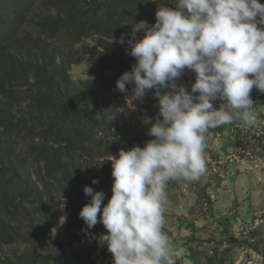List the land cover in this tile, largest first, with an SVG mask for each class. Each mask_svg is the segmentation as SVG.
<instances>
[{
  "label": "rangeland",
  "instance_id": "374dc122",
  "mask_svg": "<svg viewBox=\"0 0 264 264\" xmlns=\"http://www.w3.org/2000/svg\"><path fill=\"white\" fill-rule=\"evenodd\" d=\"M259 2L264 4V0ZM168 6H174V0H169ZM141 35L138 33L137 38ZM127 40L124 44H111L113 49L108 53H112L114 57H107L105 61L97 53V50L101 51L103 48L99 37L95 35L84 38L75 45L61 39L55 42L61 45L66 60L73 61L68 75L70 81L77 84L79 93L82 91L79 84L92 79L96 72H103L111 77L98 101L100 113L106 121L112 123L116 118L119 123L124 120L131 124L146 121L147 128L137 137V145L143 147L145 141L151 139L147 136L149 120L154 122V118L159 115V106L155 97L156 90L147 92L143 100H140L128 97L132 85L126 86L128 93H121L116 89L117 78L122 73L131 71L136 62L134 57L128 55ZM194 80V72L186 69L175 83L178 86L184 85L190 91ZM160 91L163 94L169 89ZM22 95L25 97L12 108L11 114L17 118L21 115L27 118L26 115L30 112L24 90L20 97ZM79 98L87 104L86 113L95 120L100 119L99 111L92 106L90 100L82 95ZM124 103L131 109L136 107L137 112L133 115L125 111L122 106ZM148 112L153 117L146 118ZM252 112L255 116L254 123L243 122L240 127L226 126L221 132L207 136L203 153L206 171L203 175L194 181L177 180L166 185L168 199L163 230L174 247L183 249V256L177 264L190 263L186 257L188 247L201 251L199 257L202 264H208L206 259L214 256L215 249L217 254L213 264H219L218 257H223V264H264V102ZM5 117L10 119V116L0 114V155L8 153L12 156L24 182L20 185L13 184L14 168H9L7 163L4 165V175L0 177V216L13 231L32 241L0 242V264H20L18 257L22 255H28L26 262L22 264H54L57 257L70 254V242L77 238L85 256H98L97 264H112L113 257L106 245H100L93 236L82 233L85 223L75 210L76 207L81 210L90 199L83 192L85 186L105 193L104 204L112 195L111 164L106 160L108 156H100L104 150H99L98 153L77 150L74 161L77 176L71 180L74 192H63L59 187L60 168H56L52 158L56 144L51 138L42 137L43 132L38 126L32 131L33 137L23 129L19 131L20 127L16 124L6 129L1 125L8 122ZM15 119L11 121L15 123ZM100 136L101 132L89 134L90 140L95 143L101 139ZM235 138L240 141L241 146H234ZM131 147L125 143L117 146L114 140L106 152L118 155L121 148L128 150ZM55 160L58 161L56 158ZM59 164L63 168L68 166L65 157ZM88 170L96 172L93 178L88 179ZM94 180L97 182L93 183ZM34 186L39 187L40 194L46 201V235L51 243L40 235L42 226L38 204L26 190V187ZM97 226L102 232H106L102 224L98 223ZM229 243H234V246L231 247Z\"/></svg>",
  "mask_w": 264,
  "mask_h": 264
},
{
  "label": "clouds",
  "instance_id": "9594fccd",
  "mask_svg": "<svg viewBox=\"0 0 264 264\" xmlns=\"http://www.w3.org/2000/svg\"><path fill=\"white\" fill-rule=\"evenodd\" d=\"M130 36L127 52L136 62L117 78L116 89L128 93L132 85L128 97L140 100L155 89L159 115L149 120L151 139L143 147L108 154L112 195L104 204L105 193L85 186L90 199L79 217L86 235L98 223L106 229L92 235L106 245L112 264H177L183 249L163 230L166 185L204 174L210 129L255 122L250 93L254 87L264 92V4L174 0V6L158 5L153 24L133 23ZM117 42L124 44V36ZM186 69L195 74L190 91L175 83Z\"/></svg>",
  "mask_w": 264,
  "mask_h": 264
},
{
  "label": "trees",
  "instance_id": "16d2710c",
  "mask_svg": "<svg viewBox=\"0 0 264 264\" xmlns=\"http://www.w3.org/2000/svg\"><path fill=\"white\" fill-rule=\"evenodd\" d=\"M158 2L168 5L169 0H0V114L10 116V119L5 117L9 123L3 122L1 125L10 129L16 124L20 127L19 131L23 129L31 137H33L32 131L38 126L43 132L42 137L52 139L56 144L52 154L53 163L56 168H60L59 187L63 192L65 190L72 194L74 192L71 180L77 176V170L74 169L77 150L84 149L96 153L104 150L105 152L103 151L100 156L105 158L108 154L111 155L106 151L114 140L117 146L123 143L130 146L137 145L139 143L137 137L144 133L148 123L145 121L131 124L126 120L119 123L117 118L114 123L106 121L100 113L98 101L111 77L103 72H96L92 79L79 84L82 90L79 93L77 84L72 83L68 75L69 66L73 61L66 60L61 45L55 41L61 39L70 45H75L84 38L95 35L99 37L100 46L103 48L101 51L97 50L100 58L103 57V61L107 57L113 58V54L108 53L113 49L111 44H120L117 39L121 35L125 40L130 39L133 23L145 20L153 24L156 12L154 9L159 5ZM23 90L27 93L30 112L27 113V118L23 115L17 118L12 116V108L25 97V95L20 97ZM80 95L90 100L92 106L99 111L100 119L95 120L86 113L87 104L79 98ZM250 96L254 103L252 110L264 102V92H260L255 87ZM217 105L218 102L214 104ZM122 106L130 114L134 115L137 112L125 103ZM147 117L153 115L148 112ZM14 118H16L15 123L11 121ZM242 125L243 121H234L210 129L207 136L221 132L226 126ZM96 132H101V139L95 143L90 140L89 134L93 135ZM234 136L237 137L236 134ZM233 144L236 147L241 146L237 138L234 139ZM64 157L68 164L67 168L59 164ZM108 162L111 164L110 161ZM6 163L9 168H14L13 184H22L23 176L8 153L0 155V177L4 175ZM95 174V171L88 170V179L93 178ZM26 190L32 200L38 204L42 226L40 235L51 243L49 236L46 235L48 229V216L45 214L44 206L46 201L40 194L38 186L26 187ZM75 210L80 212L78 207ZM100 233L102 231L96 225L90 230L89 235L99 236ZM28 239L13 231L0 216V242L32 241ZM227 240L230 242V239ZM233 244L229 243L231 247L234 246ZM186 252L189 264H202L199 257L202 253L199 249L188 247ZM216 254L215 249L214 256ZM27 256L18 257V262L20 264L26 262ZM104 256L108 257L106 253ZM214 256L207 257L208 264H213L216 258ZM39 258L43 259L42 256ZM218 258L219 264H223V257ZM97 262L98 256H85L77 238L70 242V254L57 257L54 264H97Z\"/></svg>",
  "mask_w": 264,
  "mask_h": 264
}]
</instances>
